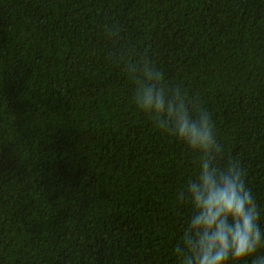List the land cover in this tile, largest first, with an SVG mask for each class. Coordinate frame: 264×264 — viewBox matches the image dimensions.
<instances>
[{"label": "trees", "instance_id": "16d2710c", "mask_svg": "<svg viewBox=\"0 0 264 264\" xmlns=\"http://www.w3.org/2000/svg\"><path fill=\"white\" fill-rule=\"evenodd\" d=\"M148 58L264 229V0H0V264H180L199 166L133 104Z\"/></svg>", "mask_w": 264, "mask_h": 264}, {"label": "clouds", "instance_id": "9594fccd", "mask_svg": "<svg viewBox=\"0 0 264 264\" xmlns=\"http://www.w3.org/2000/svg\"><path fill=\"white\" fill-rule=\"evenodd\" d=\"M139 70L132 86L135 108L161 133L183 143L199 166L196 179L181 191L192 215L174 249L180 264H240L249 258L252 264H264V254L258 255L264 250L262 210L246 186L240 162L231 159L220 165L222 145L212 116L196 102L190 104L187 92L170 94L151 58Z\"/></svg>", "mask_w": 264, "mask_h": 264}]
</instances>
